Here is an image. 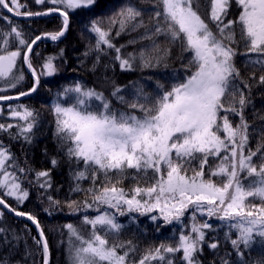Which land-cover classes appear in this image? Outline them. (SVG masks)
<instances>
[{
	"label": "snow or ice",
	"instance_id": "6c2138e0",
	"mask_svg": "<svg viewBox=\"0 0 264 264\" xmlns=\"http://www.w3.org/2000/svg\"><path fill=\"white\" fill-rule=\"evenodd\" d=\"M35 2L41 4L45 0ZM47 2L53 7L44 13L22 12L18 0H0V7L15 16L25 17L58 12L62 27L58 32L49 34V38L56 41L68 29L69 10L90 8L95 0ZM156 3L155 22L151 25H144L142 20L139 24H132L141 17V11L131 5L123 8L111 21L113 26L119 24L117 36L129 25L133 30L144 27L145 37L142 39L153 41L154 56L147 55L144 49L139 54L122 56L124 46L116 47L110 31L93 21L91 31L97 36L96 51L107 54L105 48L114 49V59L119 62L121 71L134 70L137 61L141 69L156 67L161 63L166 67L170 49H161L155 44L156 37L164 36L170 45H179L182 53L190 55L185 65V75L179 78V82L174 83L170 90H164V86L157 82L152 93L132 82L131 100L122 94L126 88L115 86L111 97L141 115L113 107L103 92L85 89L80 84L64 89L63 95L74 94L71 104L56 103L53 108L57 118L56 136L61 149H67L65 154L69 162L74 159L77 164L82 161L84 165L83 170L75 173L74 179L85 180L90 172L93 182V187L84 190V201H71L67 207L72 212L81 211L82 208H94L97 212L95 217H84V223L92 228L91 239L80 236L73 225H66L70 240L75 237L79 241V246L69 248L70 264H128L129 252L133 250L131 242L128 244L129 251L119 254L118 249L125 248V245L109 246L106 239L109 234H118L123 227L116 221L115 213L109 211L111 209L119 215L132 212L147 215L158 211L160 217L152 215L151 219L157 221L162 218L165 224L181 221L185 213L192 210L190 231L185 234L182 230L175 246L161 244L154 253L145 255L139 264H148L149 260L157 259L163 262L165 254L181 251L185 264H200L196 255L203 251L205 230H212L213 225L207 220L198 222L197 213L209 218L217 217L226 222L230 230H236V238H232L230 232L225 234V238L238 256H244L242 249L251 251L257 243L256 237L260 238V246L264 248V145L258 146L255 151L247 147L249 125L243 115L246 97L236 85L240 70L234 62L238 55L237 48L242 45L246 50L245 56L257 54L255 60L249 56L250 63L264 64V0H234L239 10L235 19H227L233 0H210L211 11L207 22L199 14L200 0H156ZM161 7L162 11L159 10ZM0 20L8 21L10 27V32L0 33V78L13 79L15 82L9 87H16L24 79L22 71L19 75L14 73L18 58L22 55L23 63L35 78L36 83L30 90L35 92L39 75L31 64L29 53L42 37L36 36L28 43L23 38V32L12 26L8 17L0 16ZM9 37H14L18 42L16 50H8ZM21 47L27 49L23 54ZM99 61L98 55L97 63ZM55 71L52 59H48L43 65L42 74L53 75ZM260 83L264 84V76L260 77ZM244 87L250 88L251 85L245 82ZM237 93L239 108L236 107ZM27 94L20 93L21 96ZM10 99L13 97L0 95V100ZM93 101L98 103L93 104ZM10 112L13 118L25 122L19 134L30 143V134L36 123L35 114L27 108L23 111L11 109ZM229 113L240 116V123L233 126ZM12 127L14 125H0V130L7 131ZM258 155L261 163L257 166L253 158ZM210 158L218 160L214 168L209 167ZM9 160L10 153L0 145V189H4V196L23 203L29 193L22 189L15 172L7 171L6 162ZM195 161H199L198 169L193 167ZM52 164L55 166L57 161L53 159ZM128 170H135L132 178L137 180L131 194L117 187L128 178ZM20 171L24 172V169ZM113 175L116 177L115 183H112ZM47 176V172L37 174L38 179ZM101 176L104 183L97 187L96 182ZM140 181L147 186H140ZM245 181H248L247 185ZM82 190L79 185L74 189L77 192ZM250 197L259 198L261 204H250ZM49 200L52 198L49 197ZM53 203L59 205V201ZM0 205L10 209L2 198ZM15 214L27 215L40 228L31 214L20 211ZM98 230H103L105 235H99ZM3 231L0 229V233ZM4 242H8L7 238ZM41 242L44 264H49V247L42 230L37 243ZM208 247L215 250L218 244L212 242ZM0 264L3 262L0 261ZM168 264H173V261L169 260ZM221 264H229V261L222 259Z\"/></svg>",
	"mask_w": 264,
	"mask_h": 264
},
{
	"label": "trees",
	"instance_id": "16d2710c",
	"mask_svg": "<svg viewBox=\"0 0 264 264\" xmlns=\"http://www.w3.org/2000/svg\"><path fill=\"white\" fill-rule=\"evenodd\" d=\"M10 2V0H9ZM21 4L22 12H47L53 5L47 0L44 3L37 4L35 0H18ZM134 6L141 11V17H138L132 24H143L148 26L155 22V11L157 10L156 0H95V3L87 9H78L69 11V26L65 36L58 42L52 41L49 34L58 32L62 27V18L55 15L50 17L32 16L25 17L10 15L0 7V16H6L10 19L11 25L17 27L23 32V38L31 43L36 36L46 37L45 40H39L30 53V61L39 75V84L36 91L30 93L34 86V81L24 68L23 56L18 59L17 72L22 71L24 79L16 84V87H10L7 90L0 88V95L10 96L13 99L0 100V125H14L7 131L0 130V145L10 153L11 160L7 163V171L15 172L20 178L21 187L29 195L23 201L18 202L12 197L3 195L4 189H0V198L4 199L10 208L16 212L20 211L31 214L40 225V231L44 233L49 247V264H70L69 248L72 245L79 246V241L71 237L66 225H73L74 229L85 239L92 238V228L84 223V217H95L97 212L93 209L72 212L67 204L71 201L82 202L86 199V191L93 187L91 173L88 178L77 181L74 175L77 171L84 169L83 162L79 164L73 159L69 162L66 151L61 149L60 142L56 136V115L53 111L56 103H62L66 106L72 103L74 94L63 95L65 88H73L80 84L85 89H95L103 92L108 97L113 107L141 115L136 110L129 109L127 105L119 104L111 97V92L115 86L126 88V98L132 99L133 86H144L146 92L152 93L156 89L157 82L164 86V90H170L174 83L179 82V78L185 75V65L188 64L190 55L182 53L179 45H170L164 36L155 38V44L161 49H170L167 66L161 63L159 66L141 69L139 62L134 70L121 71L119 62L115 61L116 55L114 49L105 48L107 54L96 51L97 36L91 31L93 21L97 22L102 29L110 31L112 42L116 47L124 46L121 49V55L127 57L129 53L139 54L144 49L147 55H155L152 47L153 41L145 37V28L140 27L133 30L132 25L117 36L119 24L115 26L111 21L117 18L123 8ZM162 11V7L159 8ZM211 11L210 0H200L199 14L206 20H209ZM239 14L238 7L234 0L227 19H235ZM226 22V21H225ZM210 27L215 28L210 24ZM10 32L8 21L0 20V33ZM238 38V36H237ZM10 43L8 50H16L17 41L14 37H9ZM135 41V43H130ZM2 43V41H0ZM234 47H236L234 45ZM21 53L27 51L21 47ZM238 55L234 58L236 67L240 70V77L236 80V85L246 97V105L243 115L248 128V148L255 151L258 146L264 145V84L260 83V77L264 76V64H252L249 62L257 58V54L245 56V48L240 45L237 48ZM100 61L97 63V56ZM48 59H52L56 71L53 75L42 74L43 65ZM107 66V67H106ZM32 73V72H31ZM190 74V73H189ZM251 85L245 88L244 83ZM9 90V91H8ZM6 91V92H4ZM30 93L29 96H21L20 93ZM239 93L236 95V107L239 108ZM98 102L93 101V104ZM227 103V102H226ZM22 106V107H21ZM27 108L35 114V127L30 134L31 142L25 140L20 135V127L24 126V121L11 116V109ZM224 115L223 112L220 113ZM229 119L233 126L240 123V116L229 113ZM57 164L54 166L52 160ZM253 162L258 166L261 163L259 155L253 158ZM218 160L210 158L209 167L214 168ZM199 161H195L193 167L198 169ZM23 168L24 172L20 169ZM208 171V168L205 170ZM40 172H47V177H37ZM129 175L117 187H122L131 194L133 187L137 186V180L132 176L135 170H128ZM189 171V175H191ZM2 178V173H0ZM116 182L113 175L112 183ZM104 183V177L101 176L96 182L100 187ZM248 181H245L247 185ZM44 184V187L40 185ZM140 186H147L143 181ZM79 185L82 191H74ZM111 187V184L108 185ZM49 197L52 200H49ZM89 200L90 196L87 197ZM53 201H59L55 205ZM250 204L260 205L259 198H248ZM106 208V206H103ZM116 221L123 227L118 234H109L106 236L109 246L124 244L125 248L118 249L119 254L129 251L128 244L131 242V250L127 258L128 264H139V261L147 254L154 253V250L161 244L175 246L179 241L181 231L187 234L192 224V210L185 213L181 221H173L171 224H165L163 219L157 221L151 219L152 215L160 217L158 211L141 215L138 212L119 215L116 210ZM27 218V215L22 216ZM198 222L207 220L213 225L212 230H205L206 242L202 245V253H197L196 258L200 264H221L222 259L229 261V264H264V248L260 246V238L256 237L257 243L251 251L242 249L244 256L240 257L229 240H226L225 234L231 233L232 238H236V230L229 229L226 222L220 221L217 217L209 218L207 215L200 216L196 214ZM0 261L3 264H44L43 249L39 241L38 234L34 226L20 218L9 215L0 206ZM98 234L105 235L103 230H98ZM7 238V243L4 242ZM216 242L218 248L213 250L208 247L209 243ZM166 259L161 262L149 260L148 264H185L183 253L165 254Z\"/></svg>",
	"mask_w": 264,
	"mask_h": 264
},
{
	"label": "water",
	"instance_id": "95a60500",
	"mask_svg": "<svg viewBox=\"0 0 264 264\" xmlns=\"http://www.w3.org/2000/svg\"><path fill=\"white\" fill-rule=\"evenodd\" d=\"M6 10V9H5ZM64 36V35H63ZM62 36V37H63ZM62 37H60V38H62ZM41 40V39H40ZM34 46V45H33ZM29 55H30V53H29ZM25 68H26V71H27V73L28 74H30V71H29V69H28V67H27V65H25ZM32 76V75H31ZM33 77V76H32ZM33 80H34V82L36 83V81H35V78L33 77ZM36 88H37V86H36ZM9 215H11V216H13V217H20V218H22V219H24V220H26V221H28V222H30L33 226H34V228H35V230H36V232H37V234H38V237H39V239H40V229H38L37 227H36V224H34L31 220H29L28 218H25V217H22V216H17L16 214H15V212L14 211H12V210H10L9 208H5V207H3V205H0ZM41 245H42V242H41Z\"/></svg>",
	"mask_w": 264,
	"mask_h": 264
},
{
	"label": "rangeland",
	"instance_id": "374dc122",
	"mask_svg": "<svg viewBox=\"0 0 264 264\" xmlns=\"http://www.w3.org/2000/svg\"><path fill=\"white\" fill-rule=\"evenodd\" d=\"M21 5V4H20ZM69 11H71V10H69ZM14 73L16 74V75H19L18 74V72H17V69H14ZM15 81L13 80V79H10V78H0V88L1 89H5V90H7L8 88H10L9 87V85L11 84V83H14ZM9 91V90H8ZM4 92H6V91H4Z\"/></svg>",
	"mask_w": 264,
	"mask_h": 264
}]
</instances>
